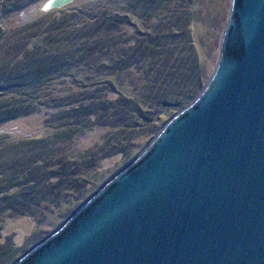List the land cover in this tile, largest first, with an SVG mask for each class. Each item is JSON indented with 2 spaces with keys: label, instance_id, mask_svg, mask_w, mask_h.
Returning <instances> with one entry per match:
<instances>
[{
  "label": "trees",
  "instance_id": "16d2710c",
  "mask_svg": "<svg viewBox=\"0 0 264 264\" xmlns=\"http://www.w3.org/2000/svg\"><path fill=\"white\" fill-rule=\"evenodd\" d=\"M47 1L0 0V129L35 116L47 134L0 140V264L25 252L2 238L7 220H64L105 182L103 162L132 159L209 79L195 0H91L8 25Z\"/></svg>",
  "mask_w": 264,
  "mask_h": 264
},
{
  "label": "water",
  "instance_id": "95a60500",
  "mask_svg": "<svg viewBox=\"0 0 264 264\" xmlns=\"http://www.w3.org/2000/svg\"><path fill=\"white\" fill-rule=\"evenodd\" d=\"M11 264H264V0H231L199 94Z\"/></svg>",
  "mask_w": 264,
  "mask_h": 264
},
{
  "label": "rangeland",
  "instance_id": "374dc122",
  "mask_svg": "<svg viewBox=\"0 0 264 264\" xmlns=\"http://www.w3.org/2000/svg\"><path fill=\"white\" fill-rule=\"evenodd\" d=\"M90 1L74 0L69 6L81 7ZM230 2L231 0H195L193 31L198 43L196 47L201 55L207 77L211 76L218 59L220 40L227 21ZM44 5L34 6L25 10L10 20L8 25L20 26L29 23L46 13L43 10ZM45 135L47 134L42 127L41 119L39 121L35 116L13 122L0 129V140L6 137H12L13 139L29 138L31 136L32 138H43ZM100 136V131L82 136L76 142V149L78 152L83 153L90 148L97 147ZM124 164L125 162L121 157L110 159L102 163L98 172L102 173L103 180L106 181ZM62 221L53 214L46 216L45 222L40 225L28 217L12 218L6 221L2 231V238L11 237L14 241V246L17 248L15 250L22 253L54 231Z\"/></svg>",
  "mask_w": 264,
  "mask_h": 264
}]
</instances>
